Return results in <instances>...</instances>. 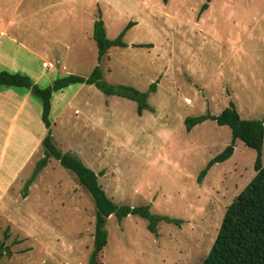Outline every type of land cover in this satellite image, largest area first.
<instances>
[{
  "label": "rangeland",
  "instance_id": "1",
  "mask_svg": "<svg viewBox=\"0 0 264 264\" xmlns=\"http://www.w3.org/2000/svg\"><path fill=\"white\" fill-rule=\"evenodd\" d=\"M33 1L27 8V0L26 31L20 38L39 48L34 31L28 30L35 19L44 60L60 59L69 73L82 76L100 66L105 82L143 92L158 81L148 98L155 113L140 116L136 101L77 84L65 95L74 102L87 98L85 114L75 116L71 110L75 119L69 129L66 117L56 111L52 116L56 146L76 152L103 173L100 184L116 203L150 205L154 214L184 220L181 226L160 222L156 235L146 218L129 215L119 221L112 215L99 263L201 264L227 207L256 174L257 151L238 139L234 155L215 164L198 183L207 163L231 143L232 131L209 119L189 132L185 119L208 111L219 114L231 101L243 118L264 119V0H212L201 14L207 0ZM100 11L111 39L138 21L124 37L128 46L112 47L101 61L93 37ZM55 38L57 49L47 52L45 43ZM43 69L40 61V73ZM44 70L38 82L43 87L66 75L60 68ZM104 102L100 119L97 108ZM36 162L24 167L22 178L31 177ZM43 172L29 200L10 194L6 201L13 202L12 208L5 205L0 212V245L12 251L0 264H90L96 225L92 195L56 158Z\"/></svg>",
  "mask_w": 264,
  "mask_h": 264
},
{
  "label": "trees",
  "instance_id": "2",
  "mask_svg": "<svg viewBox=\"0 0 264 264\" xmlns=\"http://www.w3.org/2000/svg\"><path fill=\"white\" fill-rule=\"evenodd\" d=\"M163 1L165 3L169 2V0ZM211 2L212 0H207L202 5L200 14L210 7ZM136 23V21H130L117 38L111 39L107 35L105 21L100 11L99 18L94 22L93 34L98 47L99 61L108 54L112 47L128 46L124 37L127 31ZM134 46L152 47L153 45L135 44ZM79 83L94 84L106 94L119 95L136 101L140 116L143 115L145 110L155 112V109L149 104L148 98L150 93L157 90L158 81L152 83L146 92L129 85L109 84L103 80V71L100 66H96L87 77L70 74L56 79L48 87H43L36 83L30 75L25 73H13L6 70L0 72V87L5 85L26 87L31 89L33 94L42 101V119L48 129L43 141L44 156L37 162L31 177L27 180L22 190L23 197L26 198L28 196L31 185L40 172L48 165L51 157L56 158L66 169L73 171L77 175L80 184L90 192L96 205V225L90 264H100L98 257L108 244L107 220L112 215L116 216L119 221L129 215H139L146 218L149 221V230L156 235L159 234L158 225L160 222L164 221L181 226L184 220L168 215L154 214L151 212L150 205L133 207L116 203L99 182V175L103 173H96L84 164L80 158L71 153L62 152L55 145L50 119L52 96L54 92ZM209 119L215 120L219 125L229 126L232 131V141L221 153L207 163L197 178L198 183L203 182L215 164L224 162L233 156L238 139L247 146L254 148L257 151V157L255 161V176L227 207L215 242L201 264H264V119L243 118L235 102L231 101L229 106L224 108L219 114H212L208 111L198 116L186 117V129L190 132L196 125ZM7 236L6 233L5 237ZM11 254L12 251L9 246L3 242L0 245V258Z\"/></svg>",
  "mask_w": 264,
  "mask_h": 264
},
{
  "label": "crops",
  "instance_id": "3",
  "mask_svg": "<svg viewBox=\"0 0 264 264\" xmlns=\"http://www.w3.org/2000/svg\"><path fill=\"white\" fill-rule=\"evenodd\" d=\"M32 2L34 1L31 0V3L27 6V8H31L33 6ZM26 3L27 0H0V72L6 70L13 73L16 72L25 73L30 75L36 83L40 82L43 72H45L44 69L49 70V69L60 68L61 71L66 72L65 76L73 74V73H69L68 66L66 65L65 62L64 65L61 64L62 61L60 59L56 60V62L43 59L42 52H40L39 50L40 48H43L42 42L44 41L41 35H38L36 33L37 30L35 25L36 23L35 19L33 21L34 24H32V26L29 27L28 30L30 33L34 31V35H33L34 41L40 43L39 48L38 47H33V49L30 48L29 44L25 40H22V38H20V36L24 34V31H26L25 28L23 27L24 25L26 26V22L24 18V14L27 12L25 10ZM33 11L34 9L32 8L30 12ZM33 15L35 14L33 13ZM136 24H138V21ZM106 31L108 35L107 27H106ZM87 38H89V32H87ZM50 42L51 43L49 45L48 44L46 45V43L44 45L45 48H47V52H51L53 51V49H57L58 47L59 41L57 38H55L54 40L51 39ZM135 44H146V43H134L133 45ZM68 47L66 48L69 49ZM75 48L83 49L82 45H76ZM74 54L77 53L75 52ZM106 56H110L109 52L108 54L105 55V57ZM40 61H43L44 69L42 70V73H40L39 71ZM49 64H52V66H48ZM79 84L84 85L87 83H79ZM73 85H77V84H72L58 92H54L52 96L51 112H50V119L52 122L51 125L52 134H53L52 127L54 124L56 125V122L52 118L55 111L57 115L60 116V118L62 116L67 118L65 124L67 125L68 129L70 127H73L71 123H73L75 119L73 115H71L70 117L71 110L75 111V116L79 114L80 115L85 114L82 108L85 107L84 106L86 105L85 100L87 98L85 100H80L79 102H74L73 99L66 98L65 90L73 88L74 87ZM89 85H94V84H89ZM81 92L82 90H79L78 92H76L74 96L76 98L79 97ZM95 92L97 93V91ZM38 100L41 103V105H39L40 103L38 102ZM153 108L155 109V107ZM101 109H105V102L103 106L99 105L97 108L100 119L102 115ZM42 113H43L42 101L33 94L31 89L21 86H9V85L0 87V212L1 215L4 213L3 210H6L7 208L5 205L10 206L13 203V202L9 203L8 201H6L8 199V196L14 193L16 194V197H19L20 193L22 194V190L27 180L30 178V177L27 178V180L25 178H22L21 174L24 170V167L28 163L34 161L35 159H37L38 162L44 156L43 141L44 138L46 137L48 129L45 126L47 131L45 133L44 130L45 124L43 125L44 122L42 119ZM68 118H70V120ZM53 140H54V136H53ZM41 149H43V156L39 158V154L42 152ZM65 153H71L77 156L83 161L84 164H86L88 167H90L96 173L99 174L96 168L92 167L87 162L85 163L84 160L78 154H76V152L73 153L72 151H69ZM37 162L35 163V166ZM263 162H264V156H263ZM44 169L40 172L36 180L31 185L29 194L25 198V200L26 199L29 200L31 198L32 196L31 194H33L32 193L33 188L37 187L41 177L47 174V173L44 174L43 172ZM100 181H101V176L99 175V182ZM23 183L24 186L21 190L20 187L21 184ZM11 208L12 206H10V209Z\"/></svg>",
  "mask_w": 264,
  "mask_h": 264
},
{
  "label": "built area",
  "instance_id": "4",
  "mask_svg": "<svg viewBox=\"0 0 264 264\" xmlns=\"http://www.w3.org/2000/svg\"><path fill=\"white\" fill-rule=\"evenodd\" d=\"M48 66H52V64H49Z\"/></svg>",
  "mask_w": 264,
  "mask_h": 264
}]
</instances>
